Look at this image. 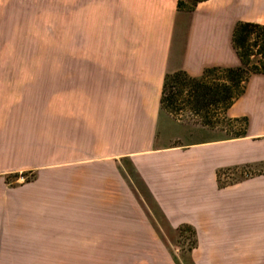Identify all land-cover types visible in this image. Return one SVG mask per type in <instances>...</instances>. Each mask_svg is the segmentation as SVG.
Listing matches in <instances>:
<instances>
[{
	"label": "crops",
	"instance_id": "0c3cea01",
	"mask_svg": "<svg viewBox=\"0 0 264 264\" xmlns=\"http://www.w3.org/2000/svg\"><path fill=\"white\" fill-rule=\"evenodd\" d=\"M177 2L70 0L59 12L68 39L56 43L68 46L67 70L0 69V264H77L130 242L124 210L136 202L124 162L169 226L194 229L192 262L242 263L241 248L254 255L245 263L263 262L242 239L261 231L264 194L247 181L219 188L216 175L264 162V75L233 106L247 122L239 138L186 141L161 97L167 73L237 66L234 27L264 25V0H206L194 11Z\"/></svg>",
	"mask_w": 264,
	"mask_h": 264
},
{
	"label": "rangeland",
	"instance_id": "374dc122",
	"mask_svg": "<svg viewBox=\"0 0 264 264\" xmlns=\"http://www.w3.org/2000/svg\"><path fill=\"white\" fill-rule=\"evenodd\" d=\"M69 1L0 0V69L67 70L68 46L59 48L56 43L68 39L69 15H62L59 12ZM56 55L60 58L56 59ZM237 100L228 109L210 106L197 112L199 110L196 106L187 103V94L184 93L178 97L176 110L169 116L186 128L185 140L188 142L231 138L234 134L244 131L245 127L241 117L233 115V106ZM123 166V173L132 187L137 203L133 211L124 210L127 218H132L133 221L131 241H116L114 246L111 244L108 249L105 247L100 250L99 256L77 257L76 263L195 264L190 254L197 244L194 229L186 225L178 228L169 226L166 218L148 196L141 181L132 172L128 162H124ZM23 177L24 181H30L32 178L29 174ZM216 177L219 188L234 187L247 181L249 184L257 183L259 191L264 194V162L227 167L219 170ZM244 203L246 208L255 207L253 201L249 202L246 199ZM255 208L262 211L261 231L250 233V239L244 238L242 241L243 244L251 246L250 248L255 245L260 246L259 258L263 262L248 264H264V200ZM249 251L251 249L248 248H241L238 251L244 255L242 260L245 262L246 256H254ZM65 258V256H52L51 264H70ZM245 262L209 264H247Z\"/></svg>",
	"mask_w": 264,
	"mask_h": 264
},
{
	"label": "trees",
	"instance_id": "16d2710c",
	"mask_svg": "<svg viewBox=\"0 0 264 264\" xmlns=\"http://www.w3.org/2000/svg\"><path fill=\"white\" fill-rule=\"evenodd\" d=\"M206 0H178L179 10L194 11L199 3ZM231 43L238 59V65L206 67L198 78H190L187 73L178 71L167 73L161 97V106L173 115L178 97L187 94V103L196 106L201 112L210 106L228 109L239 99L246 89V84L254 75H264V25L251 22H238L231 35ZM234 134L239 138L246 132ZM17 177V175L13 176ZM10 177L7 176L6 180Z\"/></svg>",
	"mask_w": 264,
	"mask_h": 264
}]
</instances>
